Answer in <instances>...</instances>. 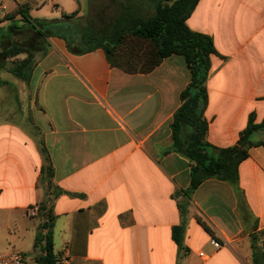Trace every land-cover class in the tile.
Instances as JSON below:
<instances>
[{
    "label": "crops",
    "instance_id": "crops-1",
    "mask_svg": "<svg viewBox=\"0 0 264 264\" xmlns=\"http://www.w3.org/2000/svg\"><path fill=\"white\" fill-rule=\"evenodd\" d=\"M90 1L0 0V253L36 263L39 207L48 204L57 264H254V251H264V131L250 137L237 187L208 178L189 192L194 164L171 150L191 81L183 56L132 74L102 48L75 53L60 37L46 39L43 55L33 51L30 67H20L27 52L4 56L28 29L20 5L31 19L55 20ZM186 24L218 52L206 82V141L232 147L252 115L264 119V0H199ZM46 157L52 188L41 180ZM181 225L185 249L173 239Z\"/></svg>",
    "mask_w": 264,
    "mask_h": 264
},
{
    "label": "trees",
    "instance_id": "trees-1",
    "mask_svg": "<svg viewBox=\"0 0 264 264\" xmlns=\"http://www.w3.org/2000/svg\"><path fill=\"white\" fill-rule=\"evenodd\" d=\"M140 1L122 0L120 14L103 27L91 15L79 16V11L64 14L62 19H31L28 15L29 5H20L16 14L23 18L28 29L19 33L23 39L17 40L21 43L8 44L3 54L9 56L27 52L29 59L20 67H30L32 52L43 55L46 52V39L60 37L66 41L69 50L75 53L102 48L112 66L132 74L148 73L173 54L183 56L191 72V81L181 92L180 107L174 114L171 150L194 164L189 192L208 178L224 180L237 187L238 167L247 159L249 149L256 144L251 142V135L264 131V119L257 124L252 115L236 145L228 148L211 147L206 141L208 122L204 117L208 104L206 82L211 69V57L218 55V52L210 36L192 31L186 24L199 0H150L152 13L147 16L143 13L145 9L141 7ZM21 68H17V72ZM42 152L45 153V150ZM52 177L53 168L46 157L41 169V180L49 188H52ZM181 211L184 213L182 207ZM38 214L44 222L35 242V248L40 252L36 263L57 264L52 231L55 217L48 204L40 205ZM197 220L217 239L201 218ZM183 228L181 225L173 229V239L185 249L181 244ZM254 264H264V251H254Z\"/></svg>",
    "mask_w": 264,
    "mask_h": 264
},
{
    "label": "rangeland",
    "instance_id": "rangeland-1",
    "mask_svg": "<svg viewBox=\"0 0 264 264\" xmlns=\"http://www.w3.org/2000/svg\"><path fill=\"white\" fill-rule=\"evenodd\" d=\"M121 1L122 0H91L87 4L85 3L79 16L88 17L91 15L92 19L99 22L102 27L108 26L113 18L120 14ZM140 4L141 7L145 9L143 13L146 16L152 13L150 0H141ZM25 258L29 264H36L32 254H25Z\"/></svg>",
    "mask_w": 264,
    "mask_h": 264
},
{
    "label": "built area",
    "instance_id": "built-area-1",
    "mask_svg": "<svg viewBox=\"0 0 264 264\" xmlns=\"http://www.w3.org/2000/svg\"><path fill=\"white\" fill-rule=\"evenodd\" d=\"M29 215L30 216H35L37 214L36 209L31 208L29 209ZM211 245L215 249H220L221 248V243L217 239H212L211 240ZM200 257H205V254L201 252ZM0 264H29L25 258V255L19 251H9L5 253H0Z\"/></svg>",
    "mask_w": 264,
    "mask_h": 264
}]
</instances>
